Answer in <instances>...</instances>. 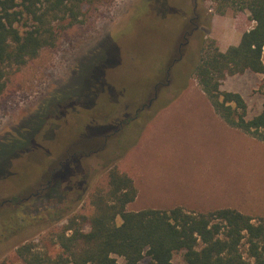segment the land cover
<instances>
[{
	"label": "rangeland",
	"instance_id": "rangeland-1",
	"mask_svg": "<svg viewBox=\"0 0 264 264\" xmlns=\"http://www.w3.org/2000/svg\"><path fill=\"white\" fill-rule=\"evenodd\" d=\"M219 7L83 0L54 47L8 73L0 96V264H23L16 253L23 245L55 257V232L68 221L55 222L52 211L88 218L91 195L107 188L111 168L136 189L127 212L231 209L253 222L264 218V142L228 127L192 74L203 42L225 52L254 27L248 12L219 15ZM220 90L239 94L250 119L264 104V73L227 77ZM127 115L123 128L104 129ZM72 153L76 159L61 168ZM52 180L63 189L56 205L46 191ZM172 264H182L181 254Z\"/></svg>",
	"mask_w": 264,
	"mask_h": 264
},
{
	"label": "trees",
	"instance_id": "trees-1",
	"mask_svg": "<svg viewBox=\"0 0 264 264\" xmlns=\"http://www.w3.org/2000/svg\"><path fill=\"white\" fill-rule=\"evenodd\" d=\"M213 1L220 5L219 15L229 8L248 12L254 27L243 32L238 44L225 52L213 41L203 42L192 74L228 127L264 142V104L257 115L247 119L242 97L220 90L227 77L245 72L264 73V0ZM82 2L0 0V96L10 71L25 66L43 49L54 47L61 31L77 22ZM186 15L180 20H185ZM21 21L30 24L19 32L15 25ZM51 154L48 151L46 163ZM74 187L78 186L71 188ZM46 191L53 204H58L63 196L60 184L53 180ZM136 195L133 181L111 168L107 188L91 195L92 212L88 218L68 217L69 211L62 207L52 211L55 222L68 221L55 232L60 250L55 257L35 250L32 245H23L16 253L23 264H139L145 258L150 264H172L175 254H181L182 264H264V218L253 222L254 219L231 209L208 214L188 213L181 208L127 212L126 206ZM85 227L88 231H84Z\"/></svg>",
	"mask_w": 264,
	"mask_h": 264
},
{
	"label": "flooded vegetation",
	"instance_id": "flooded-vegetation-1",
	"mask_svg": "<svg viewBox=\"0 0 264 264\" xmlns=\"http://www.w3.org/2000/svg\"><path fill=\"white\" fill-rule=\"evenodd\" d=\"M193 1H195V0H193ZM194 12L196 11V5L194 6V10H193ZM195 18H194V20H197L199 17H201L200 16V14L199 13H196L195 14ZM190 23H191V21H190ZM197 28H194V30H196ZM159 86H161V85H158V87ZM158 87H156V88H158ZM156 98H157V96L155 95L154 96V98H153V101H152V103L156 100ZM151 101V100H150ZM149 103V102H148ZM148 105V104H147ZM151 106V105H150ZM144 108H145V106L144 105H142V107H141V109L138 111V112H140V111H143L144 110ZM113 119V118H112ZM130 121H129V117H128V115L127 116H125V118L123 117V119H122V121H119V122H117V119H113V122H109V125L107 126V127H105L104 129H115V130H117L118 128H123L124 126H126L128 123H129ZM113 124H116V127H115V125H113ZM103 126V125H102ZM68 156V155H67ZM82 156H84V155H82ZM73 159H76V157H75V155H74V153H72V155L69 157V158H66L61 164H60V166H61V168L64 166H68L69 164H70V162L73 160ZM79 188H80V186H78ZM72 190H73V188H71Z\"/></svg>",
	"mask_w": 264,
	"mask_h": 264
},
{
	"label": "water",
	"instance_id": "water-1",
	"mask_svg": "<svg viewBox=\"0 0 264 264\" xmlns=\"http://www.w3.org/2000/svg\"><path fill=\"white\" fill-rule=\"evenodd\" d=\"M152 101H153V99L151 101H149L147 107H150V105L152 104Z\"/></svg>",
	"mask_w": 264,
	"mask_h": 264
}]
</instances>
